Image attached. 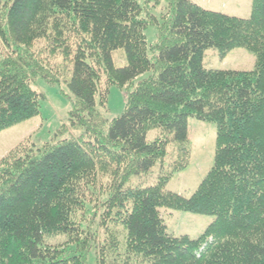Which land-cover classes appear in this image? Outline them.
<instances>
[{"label": "trees", "instance_id": "obj_1", "mask_svg": "<svg viewBox=\"0 0 264 264\" xmlns=\"http://www.w3.org/2000/svg\"><path fill=\"white\" fill-rule=\"evenodd\" d=\"M164 1L158 21L145 6L160 0H0V132L38 116L44 97L31 83L41 77L54 85L71 63L69 122L83 131L40 148L21 143L0 159V264H87L91 202L103 209V224L121 229L100 243L98 264H116L107 250L119 243L121 264H264V0H252L246 19ZM149 26L156 28L150 47ZM211 48H244L254 68L206 69ZM119 49L123 67L112 58ZM110 85L128 96L107 122L96 98L105 107ZM189 117L216 126L213 165L193 194L166 190L170 175L185 168L177 154L154 184L127 186L163 168L170 146L184 154ZM161 209L214 220L197 239L175 237ZM52 234L65 235L67 245L45 244Z\"/></svg>", "mask_w": 264, "mask_h": 264}, {"label": "rangeland", "instance_id": "obj_2", "mask_svg": "<svg viewBox=\"0 0 264 264\" xmlns=\"http://www.w3.org/2000/svg\"><path fill=\"white\" fill-rule=\"evenodd\" d=\"M190 1L206 10L242 19L249 18L252 9V0ZM140 3H144V0H140ZM145 8L146 13L153 15L158 21H161V16L166 12V3L164 0H160V3L157 5L150 2ZM143 17H146V15L144 14ZM145 36L147 44L150 47L156 40V28L149 26L145 31ZM43 44L44 41L39 40L35 43L34 47L39 51L43 47ZM3 52L6 53L0 43V54ZM112 58L116 67L126 65L122 49L113 51ZM60 60L61 58H51V62L58 66H61ZM203 65L206 69L211 70L251 71L255 65V57L244 48H234L224 54L218 49L211 48L205 51ZM71 67L72 63L58 77L59 81L54 85L46 83L41 77L36 78L31 83V88L44 97L40 101V113L36 117L0 132V159L10 150L24 142H29L36 148H40L46 143L57 144L62 140L77 139L83 134L81 129L71 127L69 122V112L71 111L74 98L67 87L66 80L70 78L68 70ZM149 76L150 73L140 75L133 81V86H136L140 81ZM132 89L133 87L130 90ZM127 96L128 91L125 89L110 85L108 87L107 104L105 107L99 106V98H96L97 110L107 122H110L122 114ZM156 134L155 130L149 131L146 139L152 141ZM187 137L188 146L184 154L178 152L173 145L170 146L168 148L169 155L165 160L163 168L156 165L149 173L134 177L127 186H149L154 184L158 175L167 171V165L175 161L177 154V160L183 161L185 168L170 175L166 190L186 198L190 197L213 165L216 126L213 123L189 117ZM171 167L172 165L169 166L170 169ZM86 212L84 222L85 234L88 240L91 239L93 244L87 255V264H98L97 250L100 247V243L108 242L107 237L111 231L117 230L121 232V229L120 227L115 228L111 221L103 224V209L99 205H95L94 202L87 204ZM161 216L169 234L175 237L185 235L190 239H197L214 220L212 216L167 209H161ZM118 240L120 241L121 238L119 237ZM68 241V238L62 234H52L45 238V244L53 248L65 247ZM107 251V260H116V264H121L122 261H125L124 248L120 243L112 251ZM135 261L138 264H152L149 260L141 258H136Z\"/></svg>", "mask_w": 264, "mask_h": 264}]
</instances>
